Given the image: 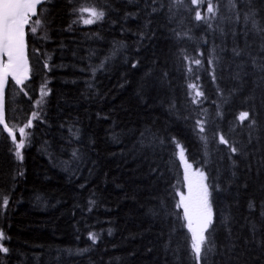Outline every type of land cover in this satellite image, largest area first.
Instances as JSON below:
<instances>
[{"label": "trees", "instance_id": "16d2710c", "mask_svg": "<svg viewBox=\"0 0 264 264\" xmlns=\"http://www.w3.org/2000/svg\"><path fill=\"white\" fill-rule=\"evenodd\" d=\"M148 5L151 0H47L44 26L35 35L27 28L29 79L9 83L6 123L26 122L45 82L50 94L41 119L27 129L32 135L22 161L10 150L7 132L0 134V197L9 200L5 208L0 198V230L10 238L0 241L9 249L0 253V264H192L190 234L186 237L182 209L175 207L184 171L179 149L169 140L176 137L194 167L205 159L203 142L192 131L201 115L187 95L193 82L207 97L202 105L207 119H217L220 105L221 130L228 133L235 124L229 137L247 153L235 157L238 164L230 169L226 157L218 159L209 133L210 163L204 170L210 184L220 185L212 193L220 226L210 264H264V79L245 63L247 57L232 51L244 48L246 38L253 47L259 44L257 37L244 35L243 13L256 10L264 24V0H237L240 22L228 0H221L212 29L184 9L170 20L169 0H156L151 5L156 13ZM92 6L105 11L103 20L73 23L79 16L74 9ZM172 29L190 30L192 39L178 40ZM213 47L220 57L215 83L207 64ZM181 48L190 56L204 52L203 67L192 65L188 75ZM241 111L255 112V131L239 125ZM70 128L79 130L78 140ZM74 149L80 160H73ZM90 232L99 237L95 244Z\"/></svg>", "mask_w": 264, "mask_h": 264}, {"label": "snow or ice", "instance_id": "6c2138e0", "mask_svg": "<svg viewBox=\"0 0 264 264\" xmlns=\"http://www.w3.org/2000/svg\"><path fill=\"white\" fill-rule=\"evenodd\" d=\"M47 0H0V134L7 132V137L5 139L11 140V144L14 146L10 149L15 158L19 161L23 160L22 150L28 142V138L32 135L27 129L34 127V121L41 119V111L43 105L46 103V97L50 94V89L47 88V82L42 84L39 89V97L33 101L36 110H33L26 119V122L22 126L12 125L9 126L6 123L5 117V85L8 83L9 77L16 85H24L25 80L29 79V61L27 56V43H26V28L28 32L35 35L38 29L44 26L45 17L43 16V5ZM147 3V0H146ZM156 0H151V5H154ZM252 0H249V4ZM229 10L234 13V19L236 22H240L241 14L237 11V0H228ZM151 5H148L151 7ZM221 0H169L168 12L170 14L169 19L177 15V13L184 9L189 13H194L195 21H203V24L207 26L208 29L213 28V21L217 19L220 12ZM201 8L204 9L203 14ZM39 9V10H38ZM75 12L79 14L78 20H74L73 23L81 22L84 25H92L103 20L105 16V11L102 9H97L95 6L92 7H80L74 9ZM159 9L156 7H151V12L156 13ZM87 13V18L83 15ZM35 17V19H33ZM232 20L233 17H228ZM180 23H183L181 20ZM243 23L245 25L244 35L252 34L254 37L259 39V44L253 47V44H249L247 38L244 42V48L239 46H234L232 51L234 56L241 57L242 55L247 57L245 63H250L253 71L261 74V79H264V24L257 19V11L249 8L248 11L243 13ZM251 27H248V25ZM71 27V26H70ZM223 32L222 29H220ZM172 32L178 40H183L187 38L192 39L190 35V30L187 31H177L172 29ZM235 36V33H233ZM47 37L41 36V39H46ZM207 39L203 40V43L207 44ZM255 44V40L253 41ZM198 51L197 56H190L187 54L186 50L181 48L179 50V58L182 61L188 62L186 72L188 75L193 73L192 65L202 68L204 64L205 54L202 51ZM223 51V49H221ZM210 59H207V64L212 66L211 79L213 83L216 82L215 75V63H219L220 57L216 55V47H213L209 53ZM215 62V63H214ZM47 67V64H45ZM103 67V64L101 65ZM135 67V64L133 65ZM242 65H237V68H241ZM246 74V73H245ZM167 76V73H164ZM235 78H240V72L236 73ZM195 81H199V75L194 77ZM187 95L191 98L190 103L195 105L196 108L194 112H198L201 115L194 119L192 125V131L196 134L198 139L203 142L204 146V157L205 159L200 161H194L197 165L193 167V163H189L185 157V148L177 141L176 137H172L169 140V144L175 145V148L179 149V158L184 162V181L186 184L187 192L177 191L179 200L175 207L177 210L182 209V220L184 222L183 227L187 229L186 237H188V249L189 257L192 264H210L211 257L216 252V243L214 240V233L217 227L215 219V213L213 211L212 205V193L214 191L220 190L219 183L208 182V174L204 170V167L210 163L208 145L210 142L209 133H211V142L215 144V151L219 154L218 159L223 160L225 157L229 161V168L235 169L238 161L235 157H244L247 153L238 147L239 141L233 140L229 137V133L235 131L236 125L232 124L229 128V132L226 133L221 130L220 122L224 120V112L221 110L220 105H217L216 117L212 121L207 119L208 109L203 108L202 105L205 97L204 92L201 91L200 86L193 82L187 84ZM25 96H28V92L24 87L20 88ZM235 90L229 95L234 94ZM217 94L222 98L223 103H228V98L224 95V90L217 86ZM203 98V99H201ZM32 100V97L29 96ZM215 104L216 101H213ZM174 108L175 105H172ZM185 119H190V117H185ZM236 120L239 121V125L244 128L252 129L255 131V126L257 121L255 119V112L250 115L249 111L239 112ZM248 121L247 124L244 122ZM72 135L75 139H79V130L73 131ZM17 134L20 139L17 140ZM160 145H164V141H159ZM249 143H251V132L249 133ZM224 145L221 149L219 146ZM175 155V150L173 151ZM72 158L74 161L80 160L81 156L77 149L72 151ZM219 171V169H218ZM22 174V173H21ZM235 175V172L232 173ZM2 205L7 207L8 197L2 196ZM90 205H94L95 201H89ZM161 206L164 207L163 202ZM250 208H254L255 205L250 203ZM89 207L88 211H91ZM179 216V212L176 213ZM264 215V213H262ZM226 221L227 217L223 218ZM110 234V233H109ZM88 238L95 244L99 237L96 233L90 232ZM10 239L6 237L5 233L0 230V241ZM9 251L8 247L0 243V253L7 254ZM84 251H87L85 249Z\"/></svg>", "mask_w": 264, "mask_h": 264}, {"label": "water", "instance_id": "95a60500", "mask_svg": "<svg viewBox=\"0 0 264 264\" xmlns=\"http://www.w3.org/2000/svg\"><path fill=\"white\" fill-rule=\"evenodd\" d=\"M39 10V9H38ZM26 33H27V28H26ZM26 43H27V35H26ZM12 81L11 77H9L8 83L5 85V117H6V92L9 86V83ZM0 127H3L2 125H0Z\"/></svg>", "mask_w": 264, "mask_h": 264}, {"label": "rangeland", "instance_id": "374dc122", "mask_svg": "<svg viewBox=\"0 0 264 264\" xmlns=\"http://www.w3.org/2000/svg\"><path fill=\"white\" fill-rule=\"evenodd\" d=\"M185 157H186V155H185ZM186 159H187V157H186ZM187 161H188V159H187ZM189 162V161H188ZM181 163H182V167H183V171H184V162L183 161H181ZM190 163V162H189ZM194 167V166H193ZM195 168V167H194ZM184 193H186L187 192V188H186V184H185V181H184V191H183Z\"/></svg>", "mask_w": 264, "mask_h": 264}, {"label": "bare ground", "instance_id": "6f19581e", "mask_svg": "<svg viewBox=\"0 0 264 264\" xmlns=\"http://www.w3.org/2000/svg\"><path fill=\"white\" fill-rule=\"evenodd\" d=\"M97 68V67H96Z\"/></svg>", "mask_w": 264, "mask_h": 264}]
</instances>
